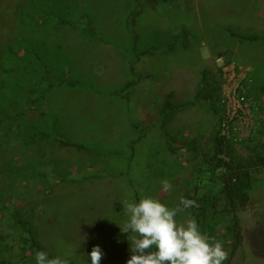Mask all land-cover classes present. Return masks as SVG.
<instances>
[{"label": "rangeland", "instance_id": "374dc122", "mask_svg": "<svg viewBox=\"0 0 264 264\" xmlns=\"http://www.w3.org/2000/svg\"><path fill=\"white\" fill-rule=\"evenodd\" d=\"M133 7L134 0H0V95L5 101L15 82L29 83L22 73L2 70L8 47L22 46L21 52L31 47L50 68L85 82L53 87L40 105L3 109L12 117L0 122V264H36L38 251L69 264H91L88 253L94 245L104 253L100 264H126L129 233L120 230L128 219L125 201L152 197L174 207L181 197L203 199L219 191L221 183L205 171L199 155L218 126L219 104L212 102L215 111L203 122L202 139L193 138L196 121L169 123L170 117L162 115V90L176 73L172 56L196 77L205 67L196 58L201 51L211 53L214 62L222 55L251 65L243 91L253 98L260 129L257 118L249 137H234L235 148L244 157L264 152V39L248 42L227 30L264 35V0L148 1L137 18L135 44L126 25ZM22 10L35 16L55 11L70 22L39 27L29 18L22 21ZM84 14L97 37L81 30L78 20ZM173 38L179 39L172 50L140 54ZM204 70L209 90L219 74ZM132 74L139 80L127 97L113 93ZM197 93L201 97L208 91ZM189 113L184 119L203 114L196 106ZM172 127L188 133L194 150L179 142L176 149L167 145L166 130ZM37 130L46 134H34ZM57 136L79 146L60 143ZM254 175L249 202L237 210L240 246L227 229L230 215L210 214L217 218L210 237L200 228L197 211L176 217L178 223L195 219L210 243L219 241L229 254L224 264H264V171ZM163 180L172 184L170 193L162 191ZM30 235L39 249L31 247Z\"/></svg>", "mask_w": 264, "mask_h": 264}, {"label": "trees", "instance_id": "16d2710c", "mask_svg": "<svg viewBox=\"0 0 264 264\" xmlns=\"http://www.w3.org/2000/svg\"><path fill=\"white\" fill-rule=\"evenodd\" d=\"M148 1L154 0H134V7L127 17V28L128 33L131 36L132 42L137 43L138 34L136 31L137 18L142 12L144 4ZM64 9V7H63ZM65 11V10H64ZM23 19L29 18V22L36 26H41L45 28L52 27L54 25L67 24L70 21L64 15H60L55 11H45L39 16L33 14L25 13L23 10L20 12ZM54 21V22H53ZM81 30L85 31L91 37H97L95 31V26H93L92 20L86 14L82 15V18L78 20ZM230 34L234 37H237L241 40L248 42L263 40L264 35L253 33L248 35L237 34L232 29H227ZM179 38H173L169 43L165 44L160 48L155 46L150 47L142 51L140 54H147L155 50H172L174 46L178 43ZM135 47V45L133 46ZM23 49L22 46H19L17 49L8 47L6 54L3 58L4 62L7 61V65H4L2 70L4 73L7 72H16L22 73L25 76L29 77V83L24 86L22 84L16 83L11 88V96H8V101H5V95L1 94L2 101L0 103V122L5 119L12 117L11 113H4L3 109L7 106L14 107L15 105L24 106L25 104L30 105H40L45 94L57 85H82L85 82L74 78L72 75H68L63 71L57 70L56 68H50L46 62L41 59L38 52L34 51L31 47ZM139 54V55H140ZM11 60V62H9ZM139 76L132 74V79L128 80L123 84V86L115 90L113 93L121 96L127 97L128 93L131 92L133 87L137 84ZM246 81L241 85L239 93L243 96H249L244 93V88ZM22 85V86H20ZM3 88L5 84L1 85ZM17 92V95H15ZM219 87L215 86L212 88L207 95L203 96L205 99L217 102L219 104V113L222 109L221 100L218 98ZM196 99L197 95L195 96ZM194 104V100L186 101L184 103L171 105L169 101L166 100L165 110L163 115L167 110H173L182 107H188ZM166 115H164L165 117ZM167 131V130H166ZM45 135V131H35L34 134ZM170 135L167 145L173 149H176L178 146L176 143L184 144L188 148L194 150V145L188 140V138L177 139V134L173 132L171 136V131H168ZM168 135V136H169ZM56 139L65 145H74L69 142L62 136H57ZM178 140V141H177ZM209 146L203 148L201 153V161L206 172H209L210 175L217 181L221 183L219 191L215 193H209L203 199L193 198V196H187L186 199H193L197 201L198 206L190 207L185 210L194 212L197 211L202 216V221L200 228L205 231L209 237L215 231V222L216 219L211 218V213L220 212L231 216V223L228 225L227 229L230 231V234H233V238L236 240L237 246H240L243 242L242 230L239 226V219L237 216V210L241 206L248 204L250 199V193L254 188L256 182L255 173L264 171V152L257 151L254 155L247 157L241 156L238 154L235 148V140L233 137L225 138L219 134V124L214 128L212 134L209 137ZM180 147V146H179ZM198 156V153L195 154V157ZM139 200L136 198L134 203H138ZM225 202L223 205L222 203ZM222 208L220 209V207ZM28 234L30 229H26ZM208 237V238H209ZM27 241V240H26ZM31 247H37L36 242L30 235ZM49 256V255H48ZM52 258V256H49Z\"/></svg>", "mask_w": 264, "mask_h": 264}, {"label": "clouds", "instance_id": "9594fccd", "mask_svg": "<svg viewBox=\"0 0 264 264\" xmlns=\"http://www.w3.org/2000/svg\"><path fill=\"white\" fill-rule=\"evenodd\" d=\"M161 184L164 193L171 192L168 180ZM196 206V200L183 197L174 207L152 197L141 198L138 203L125 201L123 210L128 219L120 230L129 233L131 255L126 264H224L229 254L219 241L210 243L199 231L195 219L184 223L176 219L185 209ZM88 256L91 264H100L104 253L94 245ZM36 264H69V261L60 256L49 258L46 252L38 251Z\"/></svg>", "mask_w": 264, "mask_h": 264}, {"label": "crops", "instance_id": "0c3cea01", "mask_svg": "<svg viewBox=\"0 0 264 264\" xmlns=\"http://www.w3.org/2000/svg\"><path fill=\"white\" fill-rule=\"evenodd\" d=\"M173 58L175 59V61L173 62V66H175L174 70L176 73L171 79L166 80L167 84L164 85V88L162 90V94H163L162 96L164 97V100H165L163 109H162V115L165 110L166 100L169 101L171 105H175V104H180V103H184L188 101L186 100V98L187 97L190 98L193 95V93L195 96L196 95L199 96L197 92H200L203 90H206L209 92L211 89L208 90L207 87L209 86L210 82L207 79L208 73L206 74V71L204 69H207V70L211 69L212 73H216L218 71L217 65L215 64L213 57L211 56V53L208 56L207 55L205 56L202 51L197 53L196 58L200 62H203V65L205 64V67L203 66L204 68L201 69L202 73L199 75V77H196L195 75H193V73L189 72V70L183 71L184 67H182L179 63H177L175 57L172 56L171 60H173ZM247 65L251 68V65L249 63ZM218 79L219 78H217V81ZM217 81L215 82V86H216ZM217 87H219V81L217 83ZM203 96L201 97L199 96L201 99H199L198 101H195L193 105H190L188 107L167 110L164 114L166 115V117H170L169 118L170 120H167V121H169V123L176 121L177 124L185 123L186 120H189L191 122L196 121V123H198V126H196V129L194 133L192 134L193 138H200V139L204 138V134H202V132L204 131L203 122L207 116L209 117L211 113L215 111V108H214L212 101L203 100L205 99ZM183 97L185 98V100L182 102L181 98ZM207 101L209 103L206 104ZM193 106L200 108L203 114L199 118H196V116L195 117L192 116V117H189L188 119H184L185 116L188 117L192 115V113H189V109ZM255 115H256V110H255ZM180 116H183V119H180L179 118ZM258 116L260 117V115H256V120ZM219 117H220V113H219ZM218 123H219V120H218ZM258 123H259V129H260V118H258ZM261 124L262 126H264V120L262 121ZM168 131H171V136L173 132H175L177 134V139L189 138L188 133H185L180 127H177L176 129H174L173 127L167 128V132Z\"/></svg>", "mask_w": 264, "mask_h": 264}, {"label": "built area", "instance_id": "2783aa9c", "mask_svg": "<svg viewBox=\"0 0 264 264\" xmlns=\"http://www.w3.org/2000/svg\"><path fill=\"white\" fill-rule=\"evenodd\" d=\"M219 74V95L222 109L219 134L225 138L249 137L256 128L254 101L241 95V85L247 80L250 67L220 55L215 59Z\"/></svg>", "mask_w": 264, "mask_h": 264}]
</instances>
